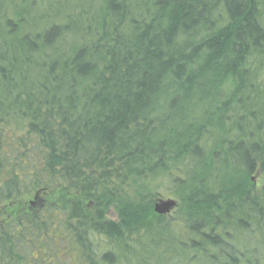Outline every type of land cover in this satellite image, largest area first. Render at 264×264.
<instances>
[{"label":"trees","instance_id":"obj_1","mask_svg":"<svg viewBox=\"0 0 264 264\" xmlns=\"http://www.w3.org/2000/svg\"><path fill=\"white\" fill-rule=\"evenodd\" d=\"M56 1L0 0V264H241L235 235L264 237V0Z\"/></svg>","mask_w":264,"mask_h":264},{"label":"rangeland","instance_id":"obj_2","mask_svg":"<svg viewBox=\"0 0 264 264\" xmlns=\"http://www.w3.org/2000/svg\"><path fill=\"white\" fill-rule=\"evenodd\" d=\"M66 2L65 0H57L56 4L54 3V7H52L53 9L55 8L56 12L59 10L60 13L65 14L68 10V7H66ZM28 4H25L24 7H27ZM35 10L36 12H42V10H44L45 8L48 9V13L51 7H46L44 9L42 8H38L35 5ZM42 9V10H41ZM37 15V13H36ZM39 15V13H38ZM12 129H14V131L17 134H25L26 132V123L25 122H16V123H12ZM251 184L254 188V196H257V199H263L264 200V174H262L259 170H256V172H254V174L251 176ZM128 191V190H127ZM130 192V191H129ZM158 199H163V200H167V199H172L176 202V206L175 208L170 212L169 215L164 216L165 219V223L167 224H179V226L181 227V221H183V214H182V209H181V205H180V200L175 198L174 196L171 195H167L164 194L162 197L158 198ZM157 199V200H158ZM157 200H154L153 202V208H154V204L156 203ZM30 201H32L33 203L35 202V200L31 199ZM263 214H264V210H263ZM106 219L111 220V221H117V217H116V212L114 211L113 208H110L107 210L106 212ZM233 223V222H232ZM156 225V220L155 218H152L149 221V224L146 225V228L133 232L132 234H129V236H127L131 242L136 243L135 241H143L146 242L147 238L146 235L150 234L152 229L154 228V226ZM177 227L176 230H174L176 233L173 232H169L170 235H174L175 237H177L178 241L177 245L181 248H183V244L187 245L189 244V239L188 237H190L186 231L184 227ZM234 227L233 224H231L230 226L227 227L228 232L231 234L230 237H232V235H235L236 233L234 232ZM261 233L252 234V237L256 240L254 242V245H251L250 243H248V239L247 237L243 238L241 235L239 236L238 233L235 235L234 241H232V244H234V249L236 250V255H238V259L239 261H241V264H264V237L263 235L261 236ZM257 237V238H256ZM252 238V239H253ZM259 238L260 241H257V239ZM156 249V253H157ZM170 249L167 250V252ZM172 254V252H169ZM193 251H189L187 252V258L191 255H193ZM190 264H206V262L203 261H197L194 263H190ZM240 264V263H239Z\"/></svg>","mask_w":264,"mask_h":264},{"label":"water","instance_id":"obj_3","mask_svg":"<svg viewBox=\"0 0 264 264\" xmlns=\"http://www.w3.org/2000/svg\"><path fill=\"white\" fill-rule=\"evenodd\" d=\"M176 202L172 199H158L154 204L153 211L159 216L169 215L170 212L175 208Z\"/></svg>","mask_w":264,"mask_h":264}]
</instances>
